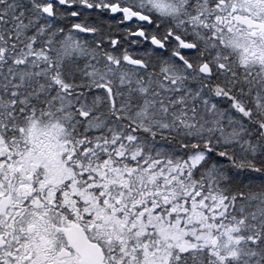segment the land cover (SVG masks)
<instances>
[{"label": "snow or ice", "instance_id": "obj_1", "mask_svg": "<svg viewBox=\"0 0 264 264\" xmlns=\"http://www.w3.org/2000/svg\"><path fill=\"white\" fill-rule=\"evenodd\" d=\"M0 264H264V0H0Z\"/></svg>", "mask_w": 264, "mask_h": 264}]
</instances>
